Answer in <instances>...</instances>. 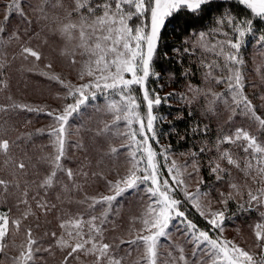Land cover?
<instances>
[{
    "label": "snow or ice",
    "instance_id": "6c2138e0",
    "mask_svg": "<svg viewBox=\"0 0 264 264\" xmlns=\"http://www.w3.org/2000/svg\"><path fill=\"white\" fill-rule=\"evenodd\" d=\"M24 4L25 0L0 3V93L9 88L6 69L17 55L24 62L34 58L27 69L30 72L42 58L40 51L29 46L40 32L28 35L33 21ZM27 7L41 24V31L59 38L60 55L84 82L76 85L47 73L49 80L66 90L65 103L57 109L45 111L17 103L10 94L5 97L7 103L0 104V172L7 176H0V264H36L37 260L46 264V258L39 254L54 257L53 248L63 253L60 264H264V114L258 113L245 94L242 71L245 37H256V44L264 48V0H27ZM17 15L26 22V41L20 29L10 26ZM209 21H214V26L205 28ZM170 25L188 36L184 47L176 51L194 57L197 66L195 71L189 67L184 72L188 84L178 97L180 102L188 115L196 105L206 117L227 113L225 123L229 125L227 131L221 128L211 146L206 142L198 151H191L182 165L170 159L171 145L154 147L159 145L157 121L163 119L155 109L177 95L161 97L150 87L151 79H159L155 61L162 32ZM13 42L19 44V53L9 59L7 49ZM47 42L45 38L43 43ZM256 72L264 79V65ZM197 73L201 83L193 84L191 78ZM218 87L223 91H217ZM98 96L105 103L95 111L110 116L111 123L95 130L80 124L74 132L70 120L84 117L83 109ZM19 112H44L50 118L49 125L35 133L49 139L46 147L51 152L40 157L48 169L42 179L25 181L23 186L20 177L29 167L25 158L30 160L26 146L33 143L34 134L21 133L11 139L9 133L14 129L10 121ZM237 116L245 120L247 128L232 127ZM253 126L259 136L249 131ZM81 129L109 140L120 139L119 147L109 144L97 167L105 156L123 155L127 165L124 175L117 173V178L108 180L103 172L90 176L84 165L75 170L67 166L70 148L86 151L83 138L70 141ZM209 131V125L193 129L194 134L207 135ZM213 151L209 173L217 182L225 181L228 189L219 191L216 203L221 207L215 209L211 192L201 190L204 180L199 177L201 154ZM233 169L241 174L240 179L233 177ZM96 177L105 180L108 194H88L86 188ZM193 181L197 184L194 192L189 190ZM33 184L35 192L31 191ZM53 190H57V201L75 204L76 211L59 209L61 232L50 233L54 242L45 245L43 239L35 238L31 226H24V240L17 245L15 237L21 234L23 221L37 216L35 209L47 215L58 208L49 198ZM126 194L137 197L141 211L129 217L130 239H109L106 234L120 227L116 219L120 215L118 198ZM229 202H235L242 211L259 212L261 219L251 225L254 250L223 238ZM190 209L198 219L191 218ZM177 233L184 240L182 245L172 240ZM124 244L128 247H122ZM161 249H167L166 253ZM10 251L15 255H9Z\"/></svg>",
    "mask_w": 264,
    "mask_h": 264
},
{
    "label": "trees",
    "instance_id": "16d2710c",
    "mask_svg": "<svg viewBox=\"0 0 264 264\" xmlns=\"http://www.w3.org/2000/svg\"><path fill=\"white\" fill-rule=\"evenodd\" d=\"M5 0H0V3H4ZM34 3L35 0H32ZM24 10L28 17L32 19L33 24L31 29H29L28 35H32L33 31L40 32L39 36L34 37L29 46L33 47L37 51L42 53V58L39 62H36V68L43 62L44 59L50 58L53 64H63L62 72L68 74L69 76H74L77 72L74 68H70L67 60L60 55L61 41L57 36H54L47 31H41V24L36 22L35 15L27 7V0H25ZM3 22V9L0 8V23ZM12 29H20L23 41H26L28 36L24 34V28L26 27V22L21 19V17L14 16L11 20ZM214 26V21L206 22L205 28H211ZM47 38V44L43 43L44 39ZM188 36L181 31L179 28L174 29L171 25L162 32V41L160 48L158 49L159 57L155 61V71L159 73V79H151L150 87L154 88L161 97L168 96L169 93H176V96L168 97L167 103H162L155 112L158 117H163L162 120L157 121V132L159 135V145L154 147H161L171 145L172 156L170 159H175L178 164H184L186 160L190 158L191 151H198L199 148L204 143H209L211 146L215 142L218 133L221 128L227 131L229 125L225 123L227 120V113H221L219 116L206 117L200 106H194V111L192 115H188V110L185 108L179 100V95L184 93L188 84V79L185 78L184 72L186 69L191 67L194 71L196 70V64L193 62L194 57H189L184 54L181 55L176 50L182 49L184 47V41ZM222 39V37H221ZM22 41V42H23ZM256 37L246 36L245 43L242 46L243 59L245 64L242 71L245 76V94L252 100V103L257 107L258 113L264 114V100L260 99L264 96V79L261 75L256 72V68L264 65V48H260L256 44ZM9 59L13 54L19 53V44L13 42L12 45L7 49ZM33 59L29 57L28 62L22 61L17 55V59L12 61L11 66L6 69V78L9 81V88L5 93H0V104L7 103L5 97L10 94L17 103H25L29 106L38 104L41 101L51 102L60 94L61 100L64 96L65 89L61 87L60 84L52 82L51 80L39 76L40 74L36 71H27L29 67H32ZM62 79H65L62 75ZM66 80V79H65ZM193 84H200L201 78L200 74L197 73L196 76L191 78ZM255 85V87H253ZM217 91H223L222 87H218ZM103 101L102 98L98 97L97 102H89V112L84 117H74L70 121L73 124V131L75 132V126L83 124L85 128H92L93 130L99 128V121L96 119H91L93 117L92 107ZM105 102V101H104ZM59 103V102H56ZM46 111V110H45ZM84 111V109H83ZM87 111V110H86ZM90 117V119H89ZM95 121L94 125L91 122ZM13 131L9 133L11 139L15 140L21 133H33V143L27 144L26 150L28 153V158H25L26 162L29 164L27 169V174L20 177V183L23 186L25 181L31 182L33 180H40L46 173L48 166L40 159L41 156L46 153L51 152L50 147H46L49 143L47 135H35L37 129H43L47 123V117L44 112L39 114L36 112H19L12 116L10 121ZM196 125L203 128L204 125H209L210 131L207 135L201 133H193V129ZM243 125L248 127L245 120L237 116L234 125L232 127H238ZM255 135H260L256 127L253 126L249 129ZM83 138L84 144L86 146V151H77L74 149H69V159L65 161L68 167L72 169H77L81 165H84L85 171L89 172L91 176L92 172H103L104 176L108 180H113L117 178L116 174L124 175L126 173V168H123L125 164V156L120 155L118 157L109 158L105 156L103 162L97 167V162L101 160L103 153L107 152L109 149V144H120V139L113 137L111 140L105 136H96L94 131L88 132L84 129L80 130L79 135H72L70 141L75 143L77 140ZM22 147L24 146V141H21ZM123 151V149L121 150ZM182 153L186 155H181ZM17 156L21 155L20 150H17ZM213 152H208L206 154H201V170L199 177H202L204 184L201 185L202 191H210L211 198L213 200V208H220L221 205L216 203V198L218 197L219 191H227V186L225 181L217 182L215 177L209 173L208 161L209 158L214 156ZM90 165V167L88 166ZM114 168L115 171L113 170ZM39 173V175H37ZM232 175L236 179L241 178V174L237 170H232ZM0 176H6V172H0ZM198 177V179H199ZM66 179V177H65ZM77 179H82V177H77ZM196 183L195 181H193ZM35 185H31V191L35 192ZM89 195H97L98 193H107L105 187V180L100 177H96L95 180H90V186L86 188ZM57 190H53L49 194V198L52 203L58 205L57 209H53L47 215L40 212L39 209H35V203L33 202V208L35 209L37 216H29L28 219L33 223V231L40 232V238L43 239L45 245L50 242H54L53 237L50 233L55 231L58 234L61 232L59 228L60 220L58 216L60 215L59 209L76 211L75 204H68L67 202L61 204L60 201L56 200ZM61 195H63L61 193ZM11 203V201H9ZM120 204L119 212L120 215L116 217L117 222L120 227L116 229L115 232H108L106 235L109 239L113 236H122L125 240L130 239L127 235V229L129 227V217L139 215L141 211L140 202L136 196L126 194L123 197L118 198ZM6 207V206H4ZM227 215L229 219L225 221V228L228 234H232L233 237L240 243L246 245L251 249V245L254 242V235L251 225L261 219L258 211H242L238 209L235 202H229L227 206ZM190 216L193 219H198V215L194 209H190ZM38 217V218H37ZM201 225H204L203 220H200ZM39 224L37 228L36 225ZM138 227V226H137ZM24 226L22 225L21 234L15 237V242L17 245L24 240ZM49 233V236H45V232ZM128 237V239H127ZM172 240L179 245L184 243L183 238L180 237L179 233L172 237ZM118 242V241H117ZM122 247H128L127 244L122 245ZM191 246H188L190 249ZM162 252L167 251V249H161ZM55 256L49 255V253H41L46 258V264H60L63 259V253L58 249L53 248ZM9 255H15L14 252H9ZM135 255V253L133 254ZM186 255H191L190 250L186 251ZM83 259V257H82ZM36 264H45V261L38 260Z\"/></svg>",
    "mask_w": 264,
    "mask_h": 264
},
{
    "label": "rangeland",
    "instance_id": "374dc122",
    "mask_svg": "<svg viewBox=\"0 0 264 264\" xmlns=\"http://www.w3.org/2000/svg\"><path fill=\"white\" fill-rule=\"evenodd\" d=\"M46 64H51V65H52V68H51V69H46V68H45V65H46ZM62 68H63V64H61V62H60V64H53V63H51V59H50V58H47V59H44L43 62H40V65L37 66L36 71H37L39 74L42 73V72L45 73V75H41V74L39 75V76H42V77H44V78H47V75H46V74L49 73V72H51V73L58 74V75H60V76H61V74L64 75V77H65V79H66L67 81H71L73 84H76V85H78V84L84 82V81L79 80V78H78V76H77V73H76L74 76H69L68 74H66V73H64V72L61 71ZM70 68H72V67H70ZM61 78H62V76H61ZM47 79H48V78H47ZM52 82H54V81H52ZM55 83H56V82H55ZM57 97L60 98V101H59L58 98L54 99V100L51 101V102L41 101V102L38 103V104H34L33 107H34V108H35V107H38V108L44 109V110H46V111H48V110H52V109L60 108V107H62L63 104L65 103V100H64L63 98H62V100H61V96H60V94H57ZM98 97H100V98L103 99V97H101V96H98ZM56 102H59V103H56ZM67 102H71V101L69 100V101H67ZM90 102H91V101H90ZM93 102L98 103L97 100H96V101H93ZM104 103H105V102H104V99H103V101H102L101 103H99V104H97V105H94V107H92L93 117H92L91 119H96V120L99 121V123H100V125L98 126L99 128L103 127V123H111V117H110V116L105 115L103 112H96V111H95L96 107L103 108ZM86 110H87V111H86ZM89 111H90V110H89V107L86 108V109H84V112H85L86 114H87ZM85 116H86V115H85ZM46 117H47V123H46L43 127H47V126L49 125V123H50V118H49L48 116H46ZM70 121H71V120H70ZM94 123H95V121L91 122V125L93 126ZM112 145H113V146H116V147H119V145H117V144H112ZM123 168H126V169H127V165L124 164V165H123ZM115 169H116V168H114L113 170L115 171ZM196 187H197V184L194 183V182H191V187H190L189 190L194 192V191H196ZM94 195H95V194H94ZM23 226H31V227H33V223H31V221H30L29 219H27V220L23 221ZM226 231H227V229H226L225 226H224L223 238H226V239H228V240H233V241L236 242L237 244H240L242 247L249 248V247H247L246 245H244V244L238 242V241L233 237L232 234H228V233H227L228 231H227V232H226ZM40 234H41L40 232H34V231H33V235L35 236V238H36L37 240H41V238L39 237ZM127 239H128V237H127ZM162 243H164V241H162ZM37 261H38V260H37Z\"/></svg>",
    "mask_w": 264,
    "mask_h": 264
}]
</instances>
